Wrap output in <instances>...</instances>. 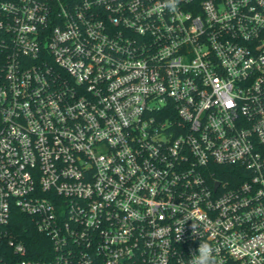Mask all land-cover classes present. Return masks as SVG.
Here are the masks:
<instances>
[{"label": "built area", "instance_id": "1", "mask_svg": "<svg viewBox=\"0 0 264 264\" xmlns=\"http://www.w3.org/2000/svg\"><path fill=\"white\" fill-rule=\"evenodd\" d=\"M202 243L264 264V0H0V264Z\"/></svg>", "mask_w": 264, "mask_h": 264}, {"label": "trees", "instance_id": "2", "mask_svg": "<svg viewBox=\"0 0 264 264\" xmlns=\"http://www.w3.org/2000/svg\"><path fill=\"white\" fill-rule=\"evenodd\" d=\"M13 227L18 240H22V242L27 245L29 250L33 252L41 249L42 245H45L48 242L47 238L37 232L36 228L33 226L29 218L21 214H16V216L14 217Z\"/></svg>", "mask_w": 264, "mask_h": 264}, {"label": "clouds", "instance_id": "3", "mask_svg": "<svg viewBox=\"0 0 264 264\" xmlns=\"http://www.w3.org/2000/svg\"><path fill=\"white\" fill-rule=\"evenodd\" d=\"M198 256L195 264H216L213 258V249L207 243H202L198 246Z\"/></svg>", "mask_w": 264, "mask_h": 264}]
</instances>
